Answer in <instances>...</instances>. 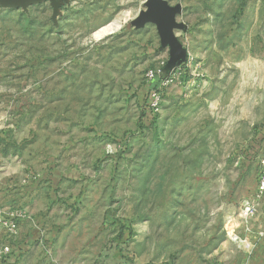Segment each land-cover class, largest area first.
<instances>
[{
    "label": "rangeland",
    "instance_id": "1",
    "mask_svg": "<svg viewBox=\"0 0 264 264\" xmlns=\"http://www.w3.org/2000/svg\"><path fill=\"white\" fill-rule=\"evenodd\" d=\"M263 162L264 0L0 1L9 264H252Z\"/></svg>",
    "mask_w": 264,
    "mask_h": 264
},
{
    "label": "built area",
    "instance_id": "2",
    "mask_svg": "<svg viewBox=\"0 0 264 264\" xmlns=\"http://www.w3.org/2000/svg\"><path fill=\"white\" fill-rule=\"evenodd\" d=\"M148 77L152 80L155 77V74L150 72ZM254 197L255 199L252 204L246 202L243 206L240 229L244 236L247 235V232L252 231L249 222L256 216L257 208L260 205V202L264 199V162L258 177ZM24 218L25 216L21 210L13 208H0V230L3 232L5 237V239L0 241V264L14 263V261L12 262V259L18 260L22 257V255H24L26 251L24 250V247L13 250L11 247L12 243L8 240L17 233L19 224ZM257 234L259 239L264 238V229H259ZM243 243L244 247H247V239H244Z\"/></svg>",
    "mask_w": 264,
    "mask_h": 264
},
{
    "label": "crops",
    "instance_id": "3",
    "mask_svg": "<svg viewBox=\"0 0 264 264\" xmlns=\"http://www.w3.org/2000/svg\"><path fill=\"white\" fill-rule=\"evenodd\" d=\"M0 208H13V209H18V210H22L16 206H11V205H0ZM33 222V220H31L29 215H25V218L20 222L19 227H18V231L17 233L10 239H8L12 244H14L15 246H17V248H22L24 246H26V244L28 243V240L30 238H35L39 235V233L36 232V230H32L28 235V237L25 238V236L27 235L24 232V229L28 226V224ZM241 232V230H240ZM239 232V233H240ZM5 239L3 232L0 230V241ZM264 239V238H263ZM262 239V240H263ZM262 242V244H261ZM260 242V247L264 249V240ZM23 257V256H22ZM252 264H264V259L263 257L259 254V252H257V255L254 257V259L252 260Z\"/></svg>",
    "mask_w": 264,
    "mask_h": 264
},
{
    "label": "water",
    "instance_id": "4",
    "mask_svg": "<svg viewBox=\"0 0 264 264\" xmlns=\"http://www.w3.org/2000/svg\"><path fill=\"white\" fill-rule=\"evenodd\" d=\"M0 1L11 8L19 9V8L29 7L30 5L40 0H0Z\"/></svg>",
    "mask_w": 264,
    "mask_h": 264
},
{
    "label": "bare ground",
    "instance_id": "5",
    "mask_svg": "<svg viewBox=\"0 0 264 264\" xmlns=\"http://www.w3.org/2000/svg\"><path fill=\"white\" fill-rule=\"evenodd\" d=\"M112 30H113V28H111V29H106V30H104L102 33H100L98 36L105 35V34L111 32Z\"/></svg>",
    "mask_w": 264,
    "mask_h": 264
}]
</instances>
